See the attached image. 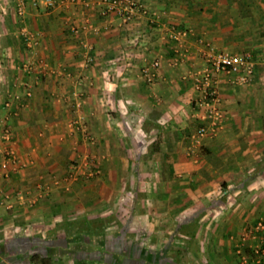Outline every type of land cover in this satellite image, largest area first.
Segmentation results:
<instances>
[{
    "label": "crops",
    "instance_id": "obj_1",
    "mask_svg": "<svg viewBox=\"0 0 264 264\" xmlns=\"http://www.w3.org/2000/svg\"><path fill=\"white\" fill-rule=\"evenodd\" d=\"M31 1L0 23V161L12 147L25 162L0 176V264H172L169 236L192 264H248L261 236L242 234L264 217V0H139L149 15L127 24L100 0ZM208 44L257 68L247 83L216 75L225 121L195 142Z\"/></svg>",
    "mask_w": 264,
    "mask_h": 264
},
{
    "label": "built area",
    "instance_id": "obj_2",
    "mask_svg": "<svg viewBox=\"0 0 264 264\" xmlns=\"http://www.w3.org/2000/svg\"><path fill=\"white\" fill-rule=\"evenodd\" d=\"M103 4L101 13L104 16H118L122 24H127L133 20L137 14L149 15V10L139 0H100ZM17 9L20 14L25 11V0H17ZM34 5H38V0L32 1ZM45 5L55 6L57 0H44ZM189 30L187 28H174L172 30V38L181 41L187 37ZM25 43L31 48L36 49L41 39L26 28L23 30ZM206 50V63L202 68H197L191 73L195 88L199 92L198 106L200 108V117L202 123L196 128L192 137L195 142L206 134L215 135L222 127L225 121V113L221 107V99L217 88L216 75L221 72H229L236 74V81L240 83L249 82L256 71L257 62L250 56L245 54L234 53L228 50H216L209 44ZM91 60V59H90ZM161 65L159 58L153 60L150 64L143 68V75L148 81H154L157 76V69ZM28 71L34 69L31 63L25 64ZM27 95H31L28 91ZM20 94H16V98H20ZM7 106L11 105V101L6 102ZM4 138L8 141L12 140V132L9 127L3 130ZM193 147H190V152ZM25 162L20 161L12 147H8L5 151L4 158L0 161V176L7 177L12 168L24 166ZM264 233V218H261L255 225V228L242 234V239L246 240L251 233ZM260 253L259 264H264V238L262 244L257 249Z\"/></svg>",
    "mask_w": 264,
    "mask_h": 264
},
{
    "label": "rangeland",
    "instance_id": "obj_3",
    "mask_svg": "<svg viewBox=\"0 0 264 264\" xmlns=\"http://www.w3.org/2000/svg\"><path fill=\"white\" fill-rule=\"evenodd\" d=\"M42 2L43 1V3H44V0H38V2ZM32 2V1H31ZM40 2V3H41ZM17 0H0V23H1V21H3L4 20V18H5V16H6V12H7V10L8 9H11V8H13V10H14V12L17 14V15H19V16H21V15H23V14H20L19 12H18V9H17ZM56 4H58V3H56ZM6 6H8V8H6ZM47 6V5H46ZM56 6V5H55ZM48 8L49 7H54V6H47ZM5 19H7V18H5ZM24 28H26L27 30H29L30 32H32V33H34L36 36H38L40 39H41V35H40V33H36V32H34L33 30H31L30 28H28L27 26H24L23 28L22 27H20L19 29H16V32H17V34L19 35V37H21L22 38V40L24 41V43H25V40H24V35H23V30H24ZM0 32H1V34H2V30H1V28H0ZM16 34V35H17ZM27 45V44H26ZM28 46V45H27ZM0 51H1V45H0ZM4 53V52H3ZM1 54H2V52H1ZM251 56V55H250ZM252 57V56H251ZM3 79H1V74H0V85L1 84H3ZM7 101H11V100H9V99H6V100H3V102H4V106L6 107L7 105H6V102ZM12 102V101H11ZM85 175H88V173H85ZM94 175L95 174H91V175H88L89 176V178L91 179V178H93L94 177ZM264 218V217H263ZM261 219V218H260ZM259 219V220H260ZM258 220V221H259ZM257 221V222H258ZM176 225H178L179 224V222H177V223H175ZM175 224H174V227H172V230H175L176 228H177V226H175ZM255 225L256 224H251V226L249 227V229L248 230H253L254 228H255ZM199 227H200V222H198V221H196V222H192L189 226H187V234H188V232L189 233H193V232H195L196 230H198L199 229ZM186 230H185V233H186ZM177 234V231H175V233H173L172 234V237H175V235ZM261 236V238L260 239H258V245L257 246H255V249H254V252L252 253V254H248L249 256H247L246 255V260H248L247 261V263L248 264H259L258 263V260L260 259V253L259 252H257V249L260 247V245L262 244V240H263V238H264V233L263 232H254V233H251V235L252 236H254V235H256V236H259V235ZM191 234H189V236H190ZM209 235V234H208ZM208 235H206V236H208ZM250 235V236H251ZM249 236V237H250ZM248 237V238H249ZM169 238V240L171 239V241L174 243V246H172L173 247V250L171 251V253H169L168 254V256L172 259V264H176L175 263V261H179V262H181L182 260L184 261V264H192L193 263V260H194V258H195V260L197 259V256L196 255H194V256H192V254L191 253H184V252H179V250H181V247L179 248V247H177V246H180L178 243L179 242H177V238L175 239V238H170V236L168 237ZM248 238L246 239V240H242V244H241V246H243V247H247V244H248V242H249V240H248ZM187 240H190L189 238H186L185 237V242H187ZM207 242H209L208 241V239L206 238V241H205V243H207ZM181 243H182V246H184V244H185V246H186V243H184V242H182L181 241ZM176 246V247H175ZM240 246V247H241ZM177 250V251H176ZM200 257H201V262L204 264V263H206V264H209V254H206V253H203L202 252V254L200 255ZM251 259V260H250Z\"/></svg>",
    "mask_w": 264,
    "mask_h": 264
},
{
    "label": "trees",
    "instance_id": "obj_4",
    "mask_svg": "<svg viewBox=\"0 0 264 264\" xmlns=\"http://www.w3.org/2000/svg\"><path fill=\"white\" fill-rule=\"evenodd\" d=\"M32 261L35 262V264H49L48 258L41 257L38 254L32 256Z\"/></svg>",
    "mask_w": 264,
    "mask_h": 264
}]
</instances>
